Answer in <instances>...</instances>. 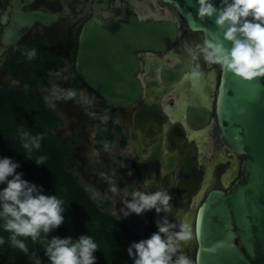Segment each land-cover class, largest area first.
Here are the masks:
<instances>
[{"label": "water", "instance_id": "1", "mask_svg": "<svg viewBox=\"0 0 264 264\" xmlns=\"http://www.w3.org/2000/svg\"><path fill=\"white\" fill-rule=\"evenodd\" d=\"M165 1L178 7L191 30L189 43L183 41V46H194L199 39L202 44L210 32L220 34L215 17H197L195 0ZM214 3L220 6V0H214ZM14 4L9 34L5 33L6 41L8 35L12 41H17L35 21L47 25L58 16V13L42 10L24 11L20 0H14ZM177 36V24L169 18L141 21L131 16L102 20L92 16L79 34L75 75L101 103L127 108L135 105L144 91L138 77L141 67L138 55L143 57L144 66L150 67L152 75H156V68H159L160 80H153L146 90L155 103L134 110L131 119L134 126L146 131L143 141L153 144L154 157L160 156L158 151L166 138L163 129L169 126L167 141L170 145L172 142L179 144L183 165L189 162L191 153L185 147L187 139L182 135L192 128L196 131L207 128L215 110L224 139L243 159L240 176L229 189L211 188L192 209L188 223L195 233V263L264 264V76L248 80L222 71L219 65L204 70L198 63L203 69L204 83L194 84L188 72L193 67L192 59L187 52L181 53L182 60L175 63L148 57L150 53L167 51L168 43L176 41ZM226 44L230 46V42L226 41ZM184 76L192 81L193 93L187 89L188 80L185 89L177 87L178 80ZM169 91L190 98L176 113L179 119L168 120L170 115L161 112L157 103ZM176 157L175 151L169 154L168 169L174 168ZM199 181L198 174L194 173L191 181L179 184L180 194L196 193Z\"/></svg>", "mask_w": 264, "mask_h": 264}, {"label": "flooded vegetation", "instance_id": "2", "mask_svg": "<svg viewBox=\"0 0 264 264\" xmlns=\"http://www.w3.org/2000/svg\"><path fill=\"white\" fill-rule=\"evenodd\" d=\"M20 1L23 4L21 8L24 11L42 10L50 13H58V16L55 21L49 22L47 25L35 21L28 32L17 41H12L9 35L6 37L8 40L6 41L5 33H8L11 27L15 4L14 0H0V90L18 89L25 83L24 73L18 65L20 60H23L26 56L27 51L35 49L36 55L31 60L39 68L43 70L50 69L51 67L65 68V72L60 76L42 73L39 75L40 78L48 83H59L64 87L67 84L74 93H82L81 89L85 87L75 75V60L80 31L84 23L92 16H96L102 20H108L114 17L128 19L131 16L141 21L156 18H169L174 20L178 28L176 41L169 42L168 49L165 52L148 54V57H158L169 63L182 60L180 54L183 52L186 53L185 46L182 45V42H188V36L191 35V30L178 7L165 0ZM200 40L197 43H200ZM171 54L176 55V57ZM138 56L141 63L138 77L143 85L144 91L137 103L130 108L120 107L118 111L116 107H108L101 103L96 97L89 112L93 113L91 116L94 117L92 118L93 120L98 119L104 114L110 115L111 120L108 124H112V120L118 115L121 120L118 122L119 125L116 124L114 128L119 133L120 145L123 147L124 152L129 157L132 154L135 157L134 163L130 167L134 170L132 173L133 177L142 182L145 177L150 178L152 183L149 190L151 191H155L160 187L167 188L172 195V200L170 201L172 209L167 213L169 219L175 221L177 224L181 221L188 223L194 204L199 202L211 188L218 186L227 190L233 185L235 180L240 176L243 157L237 154L224 139L215 115V110H213V119L208 126L209 128L200 131L192 128L188 134L182 135L183 139H187L185 147L191 153L189 162L183 165L180 160L182 150L179 144L172 142L170 145L167 141L169 126L163 129L166 138L158 151L160 156L154 157L155 149L153 144H146L143 141L144 137H146V131L142 127L134 126L131 118L134 110L151 107L155 103L154 97L146 93V90L153 80L156 78L160 80V70L156 68V75H152L150 73V67L147 68L144 66L143 57L140 54ZM191 63L193 67L196 63H201L204 70H210L212 67L217 66L216 64H208L202 57ZM69 70H72L70 81L67 80L68 76H66ZM190 71L189 69L188 72L190 73ZM187 80L190 79L184 78L181 81L178 80L176 85L181 89H185V82ZM187 89L193 93V84L189 83ZM183 95L185 94H182L184 99ZM179 98L173 91H169L163 98L160 97L157 100V103L161 107V112L168 113L172 120L178 118L176 113L179 112L181 104L185 103L183 99L181 100ZM97 100L99 104H97ZM52 107L59 112L58 107L53 105ZM74 107L79 110L82 109L76 105ZM77 112L82 113L81 111ZM213 128H216L220 133L222 142L213 140L211 136ZM76 136L80 137V134L68 138L74 142ZM207 137L208 140H206ZM96 138L101 143L98 135H96ZM137 141L140 142L138 143ZM79 144L80 142L74 148ZM129 148L131 150L127 153ZM174 151L177 153L175 166L173 169H168L169 159L167 157ZM194 173H197L200 179L198 191L194 194H187L186 196L181 195L179 184L183 181H191ZM144 215L146 221H142L144 224L142 235L147 238L152 232L157 230L155 220L164 215V213L158 214L152 209L145 212ZM190 230V238L181 242L179 251L185 253L191 259L192 264H196L193 250L196 244L195 233L191 228Z\"/></svg>", "mask_w": 264, "mask_h": 264}, {"label": "clouds", "instance_id": "3", "mask_svg": "<svg viewBox=\"0 0 264 264\" xmlns=\"http://www.w3.org/2000/svg\"><path fill=\"white\" fill-rule=\"evenodd\" d=\"M195 2L197 17H215L220 34L210 32L202 44H186L185 50L192 61L202 57L208 64L219 65L222 71L248 80L264 76V0H220L219 7L214 0ZM26 55L30 59L34 57L35 49L27 51ZM189 75L194 84L198 83L203 75L198 63ZM74 94L69 90L66 96ZM21 137L27 138L23 143L25 157L34 159L36 164H45V156L32 155V149L40 147L42 134L22 131ZM20 167V162L14 158L0 156V229L8 233L9 244L27 253L25 240L21 238L39 240L50 264H96L95 252L99 245L92 235H50L65 220L63 213L68 209L65 200L55 193H46L43 185L24 178V173L17 171ZM133 171L130 168L128 174L132 175ZM151 183L152 180L145 177L141 188L130 192L131 199L122 201L123 217L132 213L141 215L152 209L158 214L164 213L155 220L156 231L127 247L132 264H192L191 259L179 251L181 242L190 238L189 224L183 221L177 224L169 219L172 195L163 187L149 190ZM110 189L114 193L118 191L111 182ZM3 243L4 237L0 236V244ZM34 264H41L39 257H35Z\"/></svg>", "mask_w": 264, "mask_h": 264}, {"label": "trees", "instance_id": "4", "mask_svg": "<svg viewBox=\"0 0 264 264\" xmlns=\"http://www.w3.org/2000/svg\"><path fill=\"white\" fill-rule=\"evenodd\" d=\"M20 70L26 77L25 83L18 89L0 90V156H9L20 162L17 171L24 173V178L43 185L46 193H55L65 200L68 208L63 215L64 222L50 235L61 237H77L87 233L94 237L99 245L95 252L96 264H132L127 247L133 242L145 238L137 230L114 216L108 208L112 201L106 199L102 204L91 196L81 183L79 176L73 173L72 166L76 162L72 148L80 142L76 136L70 138L57 136L54 131L62 124L56 110L48 105L41 87L50 85L39 77L42 73L60 76L65 68L41 69L27 55L20 60ZM16 119H12V118ZM22 131L32 135L42 134L40 147L32 149V155L46 157L45 164H36L34 159L26 158L23 147ZM109 133L100 139L101 143L111 141ZM4 243L0 244V264H34L39 257L41 264H50L39 240H25L28 252L25 253L8 242V233L0 229Z\"/></svg>", "mask_w": 264, "mask_h": 264}, {"label": "rangeland", "instance_id": "5", "mask_svg": "<svg viewBox=\"0 0 264 264\" xmlns=\"http://www.w3.org/2000/svg\"><path fill=\"white\" fill-rule=\"evenodd\" d=\"M71 74L72 70H69L66 74L68 81L71 79ZM21 81L23 82V80ZM198 83H204V74L199 78ZM49 84L41 87V91L44 97H48L45 100L46 103L50 106L58 107L59 112L57 111V113H61L63 122L56 134L64 135L65 137H73L74 135L80 134L82 137L80 144L74 148L75 155L79 157L80 163H74L72 166L73 173L79 176L81 183L87 188L98 204H102L106 199L111 200L112 204L106 209L114 216L125 221L130 228L143 234L144 224L142 221H146L145 213L141 215L132 213L127 217H123L121 211L123 207L122 201L126 198L131 199L130 192L134 188H141L142 185V181L134 178L133 174H128L135 157L133 154L129 157L120 145L119 133L116 132L114 126L116 124L119 125L118 122L121 119L117 115L112 120V124H108L111 116L104 114L98 119L93 120L92 118L94 117H91L93 113L89 112L94 100H96L93 94L83 88L81 89L82 93L75 92L72 97H67L66 93L70 90L67 84L65 87L56 82H50ZM97 104H99L98 100ZM75 105L81 107L85 112H77L83 110L76 109L74 107ZM117 110L119 111L120 107ZM88 118L89 120H87ZM12 119L15 120L16 117ZM88 123L91 124L88 126ZM79 124L81 125L80 128ZM51 131L54 132L53 129ZM90 131L93 132L92 139L88 138ZM109 133L113 134L111 141H106L101 144L96 138V135L101 139ZM211 136L213 140L222 142L220 133L216 128H213L211 131ZM130 150L131 148L127 150V153ZM110 182L117 186V192L114 193L111 191ZM198 203L196 202L194 204V208ZM191 211L193 212V210ZM193 250L195 249L193 248Z\"/></svg>", "mask_w": 264, "mask_h": 264}, {"label": "crops", "instance_id": "6", "mask_svg": "<svg viewBox=\"0 0 264 264\" xmlns=\"http://www.w3.org/2000/svg\"><path fill=\"white\" fill-rule=\"evenodd\" d=\"M55 110H56V109H55ZM82 110H83V109H82ZM56 112H57V110H56ZM81 112H85V110H83V111H81ZM58 114H59L60 117L62 118L61 113H58ZM80 124H82V123H80ZM80 124H79V127L81 126ZM89 124H91V123H88V126H89ZM58 131H59V129L56 130V131H54V133L56 134ZM56 135H57V134H56ZM57 136L62 137L63 140H64L65 138H66V139L68 138V137H65L64 135H57ZM91 136L93 137V132H92V131H90L88 138L92 139ZM81 140H82V137L80 136V142H81ZM72 152H73V157H74V159H76V162H75V163L79 164V163H80V159H79L78 156L75 155L74 148H72Z\"/></svg>", "mask_w": 264, "mask_h": 264}, {"label": "bare ground", "instance_id": "7", "mask_svg": "<svg viewBox=\"0 0 264 264\" xmlns=\"http://www.w3.org/2000/svg\"><path fill=\"white\" fill-rule=\"evenodd\" d=\"M184 78H186L187 79V77L186 76H184L182 79H184ZM181 79V80H182ZM180 80V81H181ZM179 81V82H180ZM189 81V83H192V81L191 80H188ZM187 82V81H186ZM186 82H185V84H186ZM193 84V83H192ZM177 87H179L178 85H177ZM190 91V90H189ZM190 93H192L191 91H190ZM177 97H180L179 99H183V97H182V94L179 96V95H176ZM184 96V99H183V102H185L184 104H181V105H183V106H185L186 105V103H188L189 101H190V98L187 96V95H183ZM127 108H130V107H127ZM167 111V110H166ZM180 117H178L177 119H179ZM170 119L172 120V118L170 117ZM207 128H209V127H207ZM138 143L140 142V141H137ZM213 187V186H212ZM209 190V189H208ZM207 190V191H208ZM206 194V193H205ZM190 214H192V212H190Z\"/></svg>", "mask_w": 264, "mask_h": 264}]
</instances>
